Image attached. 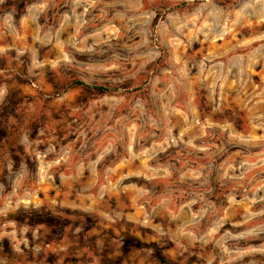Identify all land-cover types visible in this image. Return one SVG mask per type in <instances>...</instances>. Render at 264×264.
Wrapping results in <instances>:
<instances>
[{"label":"clouds","instance_id":"9594fccd","mask_svg":"<svg viewBox=\"0 0 264 264\" xmlns=\"http://www.w3.org/2000/svg\"><path fill=\"white\" fill-rule=\"evenodd\" d=\"M3 61L0 264H264V0H0Z\"/></svg>","mask_w":264,"mask_h":264},{"label":"rangeland","instance_id":"374dc122","mask_svg":"<svg viewBox=\"0 0 264 264\" xmlns=\"http://www.w3.org/2000/svg\"><path fill=\"white\" fill-rule=\"evenodd\" d=\"M30 39L31 38L27 34L24 35L25 41H30ZM222 41H223V38H221L220 41H214V42L220 43ZM202 50H203V45H201L199 48H197V51H202ZM57 51H59V49H57ZM43 54L45 57H48V56H50L51 53H50V51L46 50V51H44ZM29 57H30V54L25 53V55L22 57V59L28 60ZM6 65H7V61H3L2 63H0V71H2ZM255 71H256L255 80L257 83H259L261 79H264V76H262L260 74V69H256ZM41 82L47 86L45 89L46 91H51L53 89V82L47 78V74H42ZM16 83L19 85V90L23 93V95L25 97L35 96L37 93L34 91V89H37L40 86L36 80L29 81L26 78V75H22V74L16 76ZM50 195H59V193L54 192L52 189H47L45 192H42L40 194V198L43 199V198L50 196ZM237 199H239V198H237ZM41 227H44V225H41ZM67 227L68 226L65 225V230L67 229ZM56 243H57L56 239L52 238V239L47 241V246L49 248H52L53 245Z\"/></svg>","mask_w":264,"mask_h":264}]
</instances>
